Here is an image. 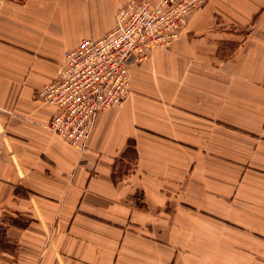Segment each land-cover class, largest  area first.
<instances>
[{"label":"crops","instance_id":"crops-1","mask_svg":"<svg viewBox=\"0 0 264 264\" xmlns=\"http://www.w3.org/2000/svg\"><path fill=\"white\" fill-rule=\"evenodd\" d=\"M129 1L0 0V211L27 222L14 257L264 264V60L211 58L220 0L131 70L129 95L97 115L86 150L49 128L55 107L36 92ZM46 228H60L49 247Z\"/></svg>","mask_w":264,"mask_h":264},{"label":"built area","instance_id":"built-area-1","mask_svg":"<svg viewBox=\"0 0 264 264\" xmlns=\"http://www.w3.org/2000/svg\"><path fill=\"white\" fill-rule=\"evenodd\" d=\"M205 0H131L103 36L84 38L64 54L59 75L36 92L55 107L49 128L87 149L97 115L121 104L131 91V69L181 36L189 14Z\"/></svg>","mask_w":264,"mask_h":264},{"label":"rangeland","instance_id":"rangeland-1","mask_svg":"<svg viewBox=\"0 0 264 264\" xmlns=\"http://www.w3.org/2000/svg\"><path fill=\"white\" fill-rule=\"evenodd\" d=\"M208 2L209 0H205L204 4L194 11L200 10ZM212 6L213 25H210L208 34L205 35L211 39L214 46L210 51L211 58L218 60L238 55L247 58L245 56L248 54H257L260 60H264V0H220L212 3ZM176 42L161 49L169 50ZM136 67L138 66L133 68ZM26 229L27 222L21 217L12 215L10 211H0V264H22L14 257V250L16 252L19 247V240L22 234L26 233ZM59 229L46 228L44 246L51 245Z\"/></svg>","mask_w":264,"mask_h":264}]
</instances>
